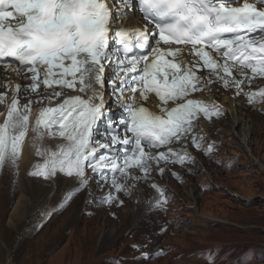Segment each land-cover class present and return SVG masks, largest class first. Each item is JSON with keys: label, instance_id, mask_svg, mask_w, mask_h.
Here are the masks:
<instances>
[{"label": "snow or ice", "instance_id": "6c2138e0", "mask_svg": "<svg viewBox=\"0 0 264 264\" xmlns=\"http://www.w3.org/2000/svg\"><path fill=\"white\" fill-rule=\"evenodd\" d=\"M116 5L110 8L106 0H0V62L18 63L30 73L26 78L33 92L42 84L80 93L39 111L32 126L36 137L58 136L66 143L57 151L38 152L46 159L30 175L47 179L60 172L79 178L83 187L88 183L86 168L104 181L109 170L111 184L119 191L123 185L116 174L128 176L131 166L147 174L149 160L167 162L171 157V162L181 165L195 162L185 150L153 156L145 147L159 148L186 138L201 113L206 118L220 114L219 105L188 98L207 83L197 75L201 67L215 73L225 87L234 85L237 94L250 79L244 68L264 77V6H258L264 0H116ZM122 9L139 11L153 27L117 28L120 19L130 14ZM173 44L191 46L199 61L185 66L177 59L182 48ZM134 49L143 54H135ZM206 49L220 55L223 63ZM233 68L239 69L243 80L235 79ZM106 86L111 89V103L123 112L110 130L94 136L103 119L111 120ZM15 87L18 93L21 86ZM137 93L145 101L154 93L160 112L138 104ZM62 94L54 92L55 97ZM245 95L256 102L264 98V88ZM4 98L0 94V101ZM169 101L173 107H168ZM30 111L31 101L18 107L13 97L0 123V168L19 159ZM192 142L200 147L195 136ZM211 151L209 145L206 153ZM153 186L161 197L156 203L162 206L164 191ZM113 199L109 193L105 202Z\"/></svg>", "mask_w": 264, "mask_h": 264}, {"label": "rangeland", "instance_id": "374dc122", "mask_svg": "<svg viewBox=\"0 0 264 264\" xmlns=\"http://www.w3.org/2000/svg\"><path fill=\"white\" fill-rule=\"evenodd\" d=\"M237 75V80L243 78L240 73ZM204 86L208 90L209 85ZM227 88L236 89L233 85ZM220 98L222 102L229 100L227 97ZM240 99L243 100V96ZM241 100L234 102L236 115L238 119H242L238 120L234 128L239 134L242 128L247 127L249 131L247 138H249L253 155L258 158V161L260 160L261 167H264V118L257 115ZM262 106L264 107V104ZM233 117L234 115L229 114V120L227 117L223 123L217 121L211 129H209L211 127L209 124L202 125L215 134L216 131L213 130L222 123L223 130L228 134L229 124ZM243 118L249 121H243ZM253 118H256L255 122ZM226 143L229 147L228 153H241H238L237 167L230 171L220 166V168L211 167L209 168L210 177L194 170L195 176L188 175L184 186L168 179L169 183L172 182L171 191L177 200L178 208L175 213L179 215L180 223H182L181 227L175 230L174 235L166 236L165 242L174 244L173 252L154 261L127 260L125 264H208L202 258H196L189 253L203 247L217 245L223 248L212 264H224L226 261L233 264L236 258L249 249L254 252L252 259L240 262V264H264V171L256 163L253 164L257 166L252 164L249 152L246 153L235 147L233 139H227ZM237 146L239 147L238 144ZM246 146L248 147V141ZM213 178H215L214 181H210ZM7 179L8 176H4L1 183L4 184ZM28 179L23 177L22 184L33 185ZM162 180L164 181L165 178ZM200 181L210 184V188L202 190L198 184ZM16 184L18 188V180ZM29 188L23 191L29 204L22 208L17 218L16 223H18L19 230L16 233L6 224L11 204L7 211L5 210L7 207H1L7 202L5 191L0 193V264L4 263L7 255L6 248L9 249L11 257V263L7 258V264H116L112 262L113 258L122 260L124 253L129 252L128 242L142 235L133 237V230L138 229L137 232H139V230L149 231L151 229L149 225L140 227L138 219L135 220L136 222H130L131 220L126 216L128 209L120 210L118 219L109 218L103 209L97 210V213L93 215H82L80 214L82 199L79 198L75 205H71L62 214L57 217L54 215V219L49 221L41 231L35 235H32L34 232L29 233L31 238L24 241L22 236L28 232L27 225L34 222L31 218L40 205L39 202L43 200L41 198L44 197L39 188ZM18 190L20 192L19 188ZM61 194L56 198H60ZM15 198L16 196L13 200ZM22 214L25 215L26 221L21 218ZM141 216L146 217L147 212L143 211ZM149 217L151 220L156 218L155 216ZM148 223L147 221L146 224ZM14 236L18 238L13 242ZM17 243H20V246ZM178 254L183 255L178 257ZM222 254L224 256L219 257Z\"/></svg>", "mask_w": 264, "mask_h": 264}, {"label": "bare ground", "instance_id": "6f19581e", "mask_svg": "<svg viewBox=\"0 0 264 264\" xmlns=\"http://www.w3.org/2000/svg\"><path fill=\"white\" fill-rule=\"evenodd\" d=\"M106 2L108 3L110 8H112L113 6H117L116 5V0H106ZM122 11L129 12L130 14L124 15L120 19V22L116 25L117 27L131 28V26H139V27L144 28L143 23L137 17L136 10H134V9L133 10L122 9ZM162 47L167 48L166 46H162ZM177 59L179 61H182L185 66L193 65L195 62H198L197 59L195 58V56H193L191 54V50L188 51L185 48H182V51H181L180 55L177 57ZM219 63H223V61H219ZM108 71H111V69H108ZM232 73H233V71H232ZM238 73H240V72H238ZM5 74L6 75L9 74V76L13 75V78L15 79V78H17V72L14 71L13 68H11L10 66L0 67V81H3V79H7V81L5 82V86L9 85L8 93H11L13 91V84H11V81L9 80V78H11V77H6ZM220 75H222V74H220ZM236 79H238V75H237ZM205 81H207L206 84H208V85L212 84L213 86L218 88L220 91H223L225 89L223 81L220 78H218L217 76H215V75H212V76L209 75L208 79L205 80ZM15 83H17V82H15ZM69 91L72 92L74 90L70 89ZM110 91H111V89L108 87V92H110ZM128 95H129V93H125V96H128ZM228 96L229 95H222L221 96V97H227L229 99L228 101L223 102V103L226 105L228 113L231 114V115H234V117L231 118V121H230V124H229L230 130H229L228 135L232 136L233 143H234L236 148L242 149L246 153L249 152L248 154H249V157L251 159L252 164L256 163L258 166L261 167L260 160L258 161L257 160L258 158L255 155H253V152H252L251 147L249 145L250 141H249V138H247V135L249 134V131L247 130V127L246 128H242V131L239 134L237 133V131L234 128L235 125L238 124L237 122L241 121L242 119H238V117L236 115V109H235L234 102ZM136 101H137L138 104H141L143 106L148 107L150 111H154L155 113H158L157 111H160L159 103L154 98H152L149 95H148L147 101H145L137 93L136 94ZM109 106L110 107H109V112L108 113L112 117L111 121L114 122V121L119 120L120 116L122 115L123 109L120 108L117 104H112L111 103V98L109 99ZM243 121H249V120H245L243 118ZM201 125H202V123H201ZM226 126H227V123H226ZM249 127L251 128V126H249ZM247 141H248V147L246 146ZM237 144L239 145V147L237 146ZM31 159H32L31 153L29 152V149L27 148L24 151L22 159H21V173L19 174L20 177L17 179L18 180V188L20 189V192H19V190L17 188V185H16V188H17V190L19 192L18 196L16 198V200L17 199L18 200H17L16 203L14 202L15 205L13 203L14 208H13V205H12L11 210L12 209L13 210H12L11 216H10V212H11V210H10L9 219H8V222L6 223L8 228L10 230H12L13 232L16 233L19 230L18 229V223H16L17 220H18L17 218H19L22 208L25 207L26 204H29V201H26V199H28V198L24 195L23 191H24V189H27L29 187L36 188V189L39 188L40 192L43 194L44 197L41 198L43 200L41 202H39L40 205L36 209L33 217L31 215V217H32L31 220H33L34 222H31V223H29V225H27L28 232L25 233V236H22L24 241L30 238L29 233L35 232L36 224L38 223V221L41 220L39 213L41 211H50L52 209V207H55L56 204H57V201L59 200V198H56V197H59V195L61 193H63L66 189H68L71 185H73V180L72 179H65V178H62V177H56L50 183H45V182H41V181H39L37 179H30L29 178L28 181L33 183V185H31V186H29V184L27 186L23 185L22 184V182H23L22 178L23 177H27L25 175V170H26L28 164L30 163ZM253 165H255V164H253ZM257 165H255V166H257ZM261 169L264 171V167H261ZM136 198H139V206H143V204H142V202L140 200L141 193L139 195L134 196L133 200L136 199ZM39 200L40 199H38V201ZM7 205H8V201H7L6 205L3 204L1 207H7ZM128 210H129L128 211V215L132 219H137L138 218L137 214L141 213V210L134 211V207L133 208L132 207L128 208ZM31 214H32V212H31ZM24 217H25V215L22 214L21 218L24 219ZM53 217H54V215L52 216V218ZM24 221H26V219H24ZM127 226H128V224H127ZM24 230H26V229H24ZM2 243H3V246H5L4 242H2ZM6 249H7V251H6L7 255L5 256V260H4L3 264H7V258L10 260L9 262L11 263V257H10V254H9V249L8 248H6Z\"/></svg>", "mask_w": 264, "mask_h": 264}]
</instances>
